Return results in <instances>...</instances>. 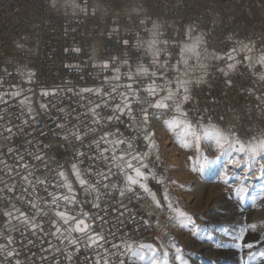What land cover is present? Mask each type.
<instances>
[{
    "label": "snow or ice",
    "instance_id": "1",
    "mask_svg": "<svg viewBox=\"0 0 264 264\" xmlns=\"http://www.w3.org/2000/svg\"><path fill=\"white\" fill-rule=\"evenodd\" d=\"M55 5L56 0H53ZM72 7L74 11L89 13L88 5L82 6L75 0H72ZM97 8L98 5L92 3L93 14ZM146 31H149L150 38L144 40L137 36L136 46L143 47L150 56L149 65L138 63L133 66L127 59L119 60L115 56L111 60L96 62L93 57L91 67L98 70L97 77L104 73L98 84L79 86L66 81L64 87L41 89V97H60L51 104V108L59 114L54 121L55 129L64 131L54 134L65 140L74 139L82 146L83 150L75 153L76 161L70 164L69 169L58 162L56 167H52L45 160L41 148H36L35 152L31 150V139L24 141L27 146L23 151L10 143H0V239L5 241L0 243V257H19L21 249H24L30 253L31 260L36 256L31 247L39 241L40 264H76L81 250L88 253L81 259V264H126V259L128 264H189L183 255L184 250L174 240L157 246L137 239L133 233L140 232L141 220L145 229H151L152 224L131 213L123 203L125 197L131 202L132 198L139 200L147 196L151 197L157 209L162 210L156 192L149 187V180H155L157 185L163 186L162 198L170 213V222L183 228L193 224L192 216L174 205L165 186L167 181L152 164L153 150H157L155 158L159 161L153 120H163V126L174 133L175 140L183 148H195L197 157L193 172L203 174L209 163L208 158L201 154L202 142L214 143L220 153L216 160L227 155L229 159L219 178L226 184L229 179L239 181L233 189L237 201L244 202L249 194L246 181L250 171L264 176V135L242 140L211 120L204 122L203 117L193 120L184 107L191 99L193 83L204 82L207 75L208 64L202 60H226V65L218 70L227 78L241 63L237 59L240 52L245 53L243 63L248 68L255 69L256 65L264 68V51L253 56L252 47L238 42L239 47L230 49L225 55L209 54L202 50L201 41L197 38L180 46L179 59L172 64L167 52L172 45L159 39L158 25L153 24V28ZM118 32V28H113L109 36ZM122 43L128 46L129 40ZM68 51L70 49L66 48L65 52ZM71 51L79 53L81 49L73 48ZM190 60L195 64L190 65ZM65 67L69 71H83L80 64L69 63ZM197 68L202 74L195 80L190 79V71ZM3 71L4 76H0V89H3L0 91V105L15 107L12 102L19 98L18 104L22 109L9 119L20 120L23 126L17 125V131L8 126L4 129L7 135H2L3 140L12 141L20 136H30L31 133L25 129L41 123L40 113L33 107L32 88L23 87V84L34 82L35 74L19 72L21 77L26 76L23 84L5 87V76H11V73L6 69ZM169 73L174 74L172 79H169ZM80 79L83 80V76ZM258 79L264 81V71L258 74ZM226 83L230 85L231 80L227 79ZM73 97L79 102L71 109L57 107L61 100ZM257 99L261 100L260 97ZM39 109L45 117L51 115L48 103L40 102ZM165 116L168 118L163 119ZM40 135H45V132L41 131ZM229 165L233 168L243 166L244 174L237 176L232 171L230 175ZM252 202L255 203V198ZM85 205H90L96 212L85 211ZM110 212L115 214L114 219H106ZM128 224L133 228L125 231ZM249 229L255 232L257 225H243L232 236L230 247L241 251L248 249V260L258 264L259 259L264 258V247L257 252L253 249L264 241V233L259 240L243 243ZM192 235H197L196 229ZM241 259L244 260L243 255ZM14 264H22V261L15 259Z\"/></svg>",
    "mask_w": 264,
    "mask_h": 264
},
{
    "label": "built area",
    "instance_id": "2",
    "mask_svg": "<svg viewBox=\"0 0 264 264\" xmlns=\"http://www.w3.org/2000/svg\"><path fill=\"white\" fill-rule=\"evenodd\" d=\"M124 1L102 0L103 3L110 5ZM146 1L170 19L161 31V41L167 40L172 45L167 48L172 64L179 59L182 43L191 36V34L188 35L189 29L191 32L194 29L203 31L208 38L209 47L220 55L227 54L232 48H238V42L241 41L257 53L264 51V0ZM92 3H95L94 0H78V4L89 6L88 14L78 11L74 15H59L53 8V0H0V76H4V69L11 73V76H5V87L10 84H23L20 80L16 55L10 49L11 44L23 32H26L30 23L38 26V55L33 67L34 82L23 84V87L32 88L33 107L40 113L41 121L25 129L26 132L31 133L30 136H20L12 141H5L2 139V135H7L4 129L11 126L13 131H17V125L23 126L20 120L9 119L14 114H19L22 109L18 104L19 98L12 102L16 104L15 107L0 105V125L3 126L0 128V143H10L23 151V148L27 146L24 141L31 139L33 152L36 148H41L45 160L52 167H56L58 162L66 170L70 168L72 162L76 161L75 153L83 149L80 142L71 138L65 140L62 136L54 134L56 131L61 133L64 131V129H55L54 121L59 114L51 108V104L60 97H41L39 95L41 89L64 87L66 81H72L74 85L79 86L98 84L104 73H100L98 78V70L91 67L94 57L92 45H97L99 49V57H94L96 62L111 60L115 56L119 60L127 59L131 65L135 66L138 63L149 65L151 60L143 47L136 46L137 36L144 40L147 38L149 16L100 14L97 9L93 14ZM141 21L144 23L141 24ZM113 28H118L119 32L110 37L109 33ZM125 39L129 40L128 46L122 43ZM66 48L70 51L65 52ZM73 48H80L81 51L73 52L71 51ZM244 55L243 52L237 54V59L241 63L227 78L218 70L225 66L227 61L212 60L214 65L211 67L208 64L206 80L201 84L193 83L190 89L191 99L184 107L193 120L203 117L204 122L211 120L221 129L234 132L242 140H247L264 135V103H262L264 81L258 79V74L264 71V68L260 65H256L255 69L248 68L243 63ZM161 59L164 57L162 56ZM202 62L207 61L202 60ZM69 63L80 64L83 71H69L65 67V64ZM189 64L194 65L195 61L190 60ZM123 70L126 71V69ZM107 74L111 75V73ZM201 74L197 68L190 71L189 78L195 80ZM173 75L169 73V79H172ZM81 76L83 80L80 79ZM227 79L231 80L230 85L226 83ZM40 102L50 105V116L45 117L39 109ZM78 102V98L74 97L63 99L57 107L71 109ZM167 118L165 116L163 119ZM71 122L75 123L74 120ZM29 123L31 124V121ZM41 131L45 132V135L41 136ZM37 167H40L39 163ZM123 203L128 206L131 213H136L138 218L143 217L152 224L151 229H145L141 220L140 232L133 233L137 239L162 243L170 236L172 237L170 240H174L178 246L183 247L181 242L173 236L175 223L170 222V213L166 206H163L162 210L157 209L151 197L147 196H142L139 200L132 198L131 202L125 197ZM84 210L90 213L96 212L90 205H85ZM128 214L130 213L125 215ZM110 218L114 219L115 214L110 212L106 219ZM97 223L99 225V222ZM103 227L108 228L110 225H103ZM132 228L133 225L128 224L124 230L130 231ZM157 237L159 239H156ZM17 240H19L18 235ZM0 243L5 241L0 239ZM38 244L39 241L31 247V252L36 253L31 260L30 253L21 249L19 257L7 259L0 257V264H14L15 259H20L22 264H40ZM85 255L88 253L81 250L76 264H81V259ZM126 264H128L127 259Z\"/></svg>",
    "mask_w": 264,
    "mask_h": 264
},
{
    "label": "rangeland",
    "instance_id": "3",
    "mask_svg": "<svg viewBox=\"0 0 264 264\" xmlns=\"http://www.w3.org/2000/svg\"><path fill=\"white\" fill-rule=\"evenodd\" d=\"M96 1L98 0H94L97 4ZM76 2L78 4V0ZM121 3H117V5ZM151 7L153 6L151 5ZM53 8L55 10V6ZM55 11L57 14H61L58 13L57 9ZM67 11L68 13L61 15H74L78 13V10L74 11L70 10V8ZM136 15L151 16L146 10H140ZM32 24L30 23L27 27L34 25ZM35 27L38 26L35 24ZM35 42V47L38 48L37 37ZM27 47V49L30 48V46ZM36 50L38 55V49ZM212 53L220 55L216 51H211ZM252 54L258 56L260 53L252 51ZM37 55L34 57L36 58ZM94 57L98 58L99 54L94 55ZM15 59L19 64V71H23L24 66L22 61L17 55ZM206 61L209 66L212 67L214 65L211 59ZM34 62H32L33 67ZM31 72H33V68ZM152 126L159 155V162L155 158L153 161L156 162L152 164L155 166L157 173L164 176L167 181L165 186L170 190L169 193L174 205L183 209L193 218L192 225L183 228L176 224L178 226L172 231L173 236L181 242L182 249L184 250L183 255L189 260V264H245V261H248V264H252V261H249L247 257L248 249L245 248L241 251L240 249L230 247V245L232 236L237 234L245 224L250 225L254 223L257 225V229L255 232L249 229L245 233V241L243 243L259 240L261 233H264V176L257 177L255 171H250L247 174L246 184L249 186V194L244 202H239L233 194V189L239 184V181L229 179L226 184L219 178L224 170V166L221 163L215 167L216 157L220 153L218 150H215V146H210L213 143L202 142L201 145V154L206 156L209 161L206 165V171L203 174L193 172L192 166L196 162L197 157L195 148H183L175 140L174 133L163 126V122L158 123V126L155 122H152ZM162 134L163 136H160ZM163 137L165 138V142H163ZM153 151H155L156 156L157 150ZM171 154H174V158L170 163L166 158L170 157ZM189 157L193 159L189 160ZM161 158L165 159L163 163L169 164L165 171L162 168ZM170 158L172 159V157ZM229 169L230 175L232 171L237 176L244 174L243 166L239 168L229 166ZM172 181H175V183H172ZM149 187L156 192L157 199L161 201L162 206H166L162 198L163 186L157 185L155 180H149ZM253 198H255L254 204L252 202ZM241 203L243 204V208L241 207ZM193 229L197 230L196 236L192 235ZM170 239L171 237L168 236L167 240L163 243H168ZM146 242L156 244L157 246L161 244L155 240H148ZM261 247H264V241L256 245L253 251L257 252ZM241 255H243L244 260L241 259ZM258 264H264V258H260Z\"/></svg>",
    "mask_w": 264,
    "mask_h": 264
},
{
    "label": "bare ground",
    "instance_id": "4",
    "mask_svg": "<svg viewBox=\"0 0 264 264\" xmlns=\"http://www.w3.org/2000/svg\"><path fill=\"white\" fill-rule=\"evenodd\" d=\"M96 2H97V5H98L97 11L100 14H111V15L122 14V15L130 16V15H136L140 10L148 11V13H150L151 16H149V20H148V24H147V30H151L153 28V24H156V25H158L159 33H161L163 28L170 22V19L167 16H165L161 12H158L155 8L151 7V5L146 2V0H126L123 3H121L120 5H117V4L110 5V4H107V3H103L102 0H100V1L98 0ZM75 3H77L76 0H75ZM69 8H70V10H74L73 7H72V0H56L55 10L57 9L58 13H61V14L68 13L67 9H69ZM38 34H39L38 27H35V24H34L33 26L28 27L26 32L24 34L20 35V37L17 40H15L10 46L11 52L16 54L19 57V59L22 61V63H23L24 70L21 71V72L27 73L28 71H31L32 68H33V66H32L33 63L32 62L35 61L34 60L35 59L34 56L37 55V50H36L37 48L35 47V44H36L35 41H36V37L38 36ZM149 38H150V33L148 31L147 38L145 40H147ZM197 38H199L200 41H201V48H202L203 51H206L209 54H211V51L215 52L214 50H212L209 47L208 38H207L206 34L203 31L199 30V29L193 30L191 32L190 38L185 40L182 43V45L184 43H192V42L196 41ZM159 39L161 40V35L159 36ZM27 46H30V48L27 49L28 48ZM92 50H93V54L94 55H98L99 54V49H98L97 45H92ZM25 78H26V76L25 77H20V80L23 82V79H25ZM160 121H163V120H160ZM159 122L156 123L157 126H158ZM152 130H153V128H152ZM160 136H163V134L160 135ZM163 140H164L163 142H165V138ZM213 144L210 145V146H215ZM141 147H143V145H141ZM215 150H217L216 147H215ZM173 155L174 154L170 155V157H172V159L170 157H168V158H166V160L171 163L173 161V158H174ZM152 156L153 157H151V161H152L153 164H155L156 161H153L155 159V157H156L155 156V151H153V155ZM228 159H229V157L227 155H222L220 157V159L216 161L215 167L217 166V164H221V163L224 166L225 162ZM164 160L165 159H162L161 163H162V168L165 171L167 165H169V164L163 163ZM229 166H231V165H229ZM255 175L257 177H261V175L259 173H257V172H255ZM177 226L178 225L175 224L173 229L175 227H177ZM171 239H172V237H171Z\"/></svg>",
    "mask_w": 264,
    "mask_h": 264
}]
</instances>
